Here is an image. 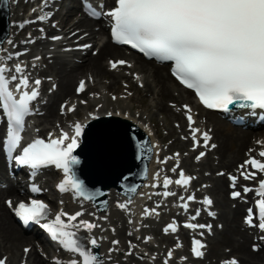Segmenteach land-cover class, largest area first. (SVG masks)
Here are the masks:
<instances>
[{
    "label": "snow or ice",
    "instance_id": "6c2138e0",
    "mask_svg": "<svg viewBox=\"0 0 264 264\" xmlns=\"http://www.w3.org/2000/svg\"><path fill=\"white\" fill-rule=\"evenodd\" d=\"M91 14L97 15L95 11ZM106 15L114 21L111 35L116 43L130 45L149 58L172 61V75L181 85L193 90L204 107L223 112H229L233 106L240 109L264 110V0H115V7ZM45 18L39 17L40 20ZM52 39H60V37H52ZM84 47L90 46L84 45ZM126 63L124 60L110 61V66L115 70ZM10 71L6 65H0V108L7 117L8 151L13 152L21 145V132L24 130L25 118L32 114L31 105L39 96L38 89L41 81L35 80L36 87L29 90V77L23 75L24 68L17 64L15 73L19 75L13 74L9 77ZM136 79H139V76ZM12 81H18L14 90L10 87ZM85 87V82L81 81L77 93L83 92ZM15 93H19L18 98ZM113 99L116 97L114 96ZM81 102L84 103V101ZM65 107L62 106V111ZM184 108L187 112L194 146H199L197 140L199 129L193 127L195 121L191 114L192 110L187 105ZM67 110L75 111V106ZM107 115L111 116L113 113H107ZM84 127L77 122L73 126L74 134L70 135L61 130L57 137H53L50 133L47 140L36 138L23 147L22 154L14 159L19 165L27 166L32 170L55 166L64 173V179L58 185L61 192L71 191L76 197L91 201L96 194L90 193L85 188L74 171V167L80 164V160L73 153L80 146ZM202 135L204 147H208L211 137L207 132ZM211 147L214 148L216 145L213 144ZM205 155L206 153L201 152L196 159L199 160ZM259 156L264 158V150L259 152ZM246 165H250L254 170L241 172L246 180L255 179L258 173H264V162L259 159L252 157L245 161L241 168H245ZM176 170V168L172 169L173 172ZM218 174L223 175V173ZM192 179L194 177L186 176L181 169L179 179L174 183L186 187ZM230 180L235 187L237 177L231 176ZM172 183L170 178L165 177L163 187L167 189ZM156 186L158 185H153V187ZM32 191L39 192L40 189L33 187ZM249 191L252 189L244 188V192ZM256 193L261 197L256 201L260 221L258 227L264 230V180L259 181ZM174 195L175 193L169 191L163 193L164 197ZM240 196V192H232L234 199ZM180 199L184 200V197ZM187 199L193 201L195 196L190 195ZM7 203L11 208L12 202L7 201ZM129 203L131 201L118 203L117 207L127 211ZM203 203L210 206L213 201L205 198ZM181 207L187 211L189 205L185 202ZM47 214L48 205L36 199L29 203L20 202L15 209V215L25 225L29 222L39 223ZM208 214L215 215L212 212ZM82 215V212L68 214L61 211L55 215L54 219L42 224L41 227L64 249L78 256L79 259H71L69 264H103V260L93 252V249L100 246L101 238L92 236L88 240L91 247L87 248L82 246L77 239V232L72 230L83 228L92 233L99 227L97 223L84 219L78 220ZM143 215H159V213L156 209L145 208ZM199 215L200 212L197 210L191 220H196ZM254 215L253 210L248 209L245 222L249 226H257L253 224ZM103 218L107 219V217ZM77 221L78 223H74ZM184 227L192 230L207 228L211 231V225L205 224L185 223ZM169 231L172 233L178 231L175 221L164 228L165 234ZM200 235L202 236L203 232ZM149 239L151 238H145L146 241ZM119 243L118 240L112 241L113 245ZM129 247H132L131 242ZM177 247L182 245L178 243ZM205 247L201 240L193 238L191 251L195 257H203L202 249ZM116 250L109 249V253ZM253 250L258 251V246L253 245ZM28 251L29 249H25V253ZM131 254V252L128 253V255ZM172 255L170 250L164 264H168ZM0 264H6V258L0 259ZM223 264H239V262L233 258L224 261Z\"/></svg>",
    "mask_w": 264,
    "mask_h": 264
},
{
    "label": "bare ground",
    "instance_id": "6f19581e",
    "mask_svg": "<svg viewBox=\"0 0 264 264\" xmlns=\"http://www.w3.org/2000/svg\"><path fill=\"white\" fill-rule=\"evenodd\" d=\"M73 3H75V0H72ZM15 13L10 15V22L12 24V27L10 28V33L11 36L6 40L7 44L10 43L12 44L13 40V28H14V21L16 20ZM72 21V20H70ZM83 25L85 26H90L91 22L89 21H82L79 20L78 22L72 23L68 28H73L74 29H80ZM67 24L65 23L64 28H66ZM97 33L99 36L103 33L102 29L99 30ZM59 33H55L54 35H58ZM67 34V33H66ZM97 34H89L88 37L90 41L96 42L95 36ZM103 36V35H102ZM68 40H71L68 39ZM67 40V41H68ZM97 45L98 46V52L95 56L92 55V53L88 54L87 59H84L82 57L81 59H84L83 63L80 65H72L69 67H66L69 65V63H66L67 59L63 58H58L57 60L54 61L53 67H50V71L53 73V79L54 82L56 81V86L57 90L52 94V98H47L46 104L41 106V108L44 110V115L42 119H36V122L38 121L37 126L39 124L44 123L45 126H52L54 123H58L61 120L60 112H59V104H55V101H59L60 103L63 100L62 96H68L70 95V84L74 79L82 75L83 72H87L89 76H91L95 81L96 79H106L108 80V91H114L116 89H122L124 88V83H122V86L120 84V81L123 82V79L125 83L132 84V81L129 80V76L125 75V69H129L126 65L122 67H118L117 69H110L109 64L105 66L104 61L102 63V60L110 58L114 59L117 58L116 60L113 61H119V60H124L127 63H133V70L130 73H136L137 75H140L145 77L144 81L139 80L140 82L142 81L143 88H144V93L149 94L151 96H155L157 100H155L154 108L164 117L166 120H169V128L171 132L175 131V127L172 125V123H177L179 126L176 128V132H179V129H182V122L186 124L184 121L187 112L185 111V114H183L182 111H178V107L176 104H173V106L168 105V102H164L165 100H174L175 96L174 91L171 89L170 85L176 86L177 91L179 92L180 97L182 100L185 101V103L192 105L191 100H190V95L187 91L183 90L180 88L168 75L167 71H164V67H159L154 65L152 62H146L140 59L139 57H136L135 55H126L122 57L121 54V49L118 47H115L111 45L108 40L103 41V38L100 37L98 40ZM59 44V42L57 43ZM38 54L34 55L37 56ZM118 57H121L118 58ZM109 60L107 59V62ZM110 62V61H109ZM126 63V64H127ZM44 72H39L38 77H45ZM87 76V74H86ZM132 77V74H130ZM83 77V76H82ZM138 83V81H136ZM43 86L46 85V82L42 83ZM136 92H138L136 90ZM72 95V94H71ZM62 97V99H61ZM72 97H76L73 95ZM45 98V96H44ZM96 98L93 100L88 101V112H93V115H98L99 113H106V111H110L109 109L105 108H99L98 109V104L102 100H98L96 102ZM145 102V99L142 100ZM95 102V104L93 103ZM123 102V101H120ZM117 103V102H116ZM116 103L114 105H116ZM112 105V104H108ZM118 106V105H117ZM57 107V108H56ZM92 107V108H90ZM80 106L78 107V109ZM94 109L96 111L94 112ZM118 109V108H117ZM78 111V110H77ZM99 111V113H98ZM123 113H125V110H122ZM114 113V111L112 110ZM121 112V111H120ZM122 113V112H121ZM122 113V114H123ZM120 115V114H119ZM129 116H127V120H130L134 124H136L139 128H141L149 137L151 144L154 146L153 149L156 151H159V142L158 140L155 139V135H153L152 128L150 124H146V122L143 123L138 119H135L134 115L131 117V114L128 113ZM205 115L207 116V122H208V127H213V132L211 131L210 133H213V140H211L210 145L217 143L216 144V161L218 165H221L225 169H231L234 167L235 162L240 159V157L244 156L245 154V148L250 147V148H255L256 150H264V134L261 136L263 138L262 140H258L261 142H258L257 144H250V139L251 136L245 132H241L239 129L231 127L221 121H219L214 114L212 113H207L205 112ZM90 118V117H89ZM200 118V117H199ZM87 117L83 118L81 122L80 120H75L74 122L71 123V127L74 126L75 123L79 122L81 125L84 124V122L87 121ZM49 121L50 124H49ZM139 121V122H138ZM202 125V124H200ZM51 130H56L55 125L54 127H50L49 129H46L45 132L51 131ZM203 131H206L205 127H202ZM45 134V133H44ZM257 135V134H256ZM259 135V134H258ZM182 145V144H181ZM184 146V145H182ZM156 158V157H155ZM158 157H157V163H158ZM211 158L209 156L203 160L198 165H201V169H204L205 167H208V169L212 170L213 166L211 164ZM184 162L186 164H189L190 166L192 164L189 162L188 159H185ZM1 153H0V171L3 170L4 165H3ZM186 166V165H185ZM154 165L151 163L149 166V171H153ZM191 168V167H188ZM236 168V166H235ZM234 168V169H235ZM157 176V174H155ZM206 176H202L201 182H208L210 181L211 186L208 188L207 193L212 195L215 199V209L218 211L219 216L216 220L218 223L219 227L215 225L213 227V231L217 232L218 235H220L219 243L218 246H221L223 244H230L232 246V250L234 253L238 255V258L240 260L239 264H259L260 260L262 258V253L259 254H254L251 252H248L246 250V247L244 245L249 246L251 244V239L250 236L248 235V232L242 226L241 220L239 218L238 212H239V207L237 204V209L231 210L228 208L229 200L226 197L225 189H226V181L224 177H217V176H209L207 179ZM6 194V192H0V196ZM7 195V194H6ZM7 197H11V193L7 195ZM90 209V208H89ZM88 212V210H86ZM115 215H111L110 218L114 217ZM118 216V215H116ZM119 220V219H118ZM121 221V220H119ZM122 226H124V222L121 221L120 223ZM220 231V232H218ZM147 234L149 232H146ZM153 234V232H151ZM136 234V233H135ZM226 236V237H224ZM116 238L119 239L121 249L127 250V246H125V240L129 239L124 237V234H122L120 231L116 233ZM26 243L27 245L30 243L27 239L23 238L20 234V231L16 229L11 222L9 212L6 208H3L0 206V254H10V258L12 256H16L19 258L22 256V253H18L20 251V245ZM147 246V245H144ZM125 247V248H124ZM36 253H30L29 251V258L32 259V262L30 264H44L43 259L35 255ZM222 256H230V254H224V252L221 253ZM264 256V255H263ZM15 258V257H14ZM28 258V260H29ZM23 262L19 261V263ZM18 263V264H19ZM6 264H11L10 263Z\"/></svg>",
    "mask_w": 264,
    "mask_h": 264
},
{
    "label": "water",
    "instance_id": "95a60500",
    "mask_svg": "<svg viewBox=\"0 0 264 264\" xmlns=\"http://www.w3.org/2000/svg\"><path fill=\"white\" fill-rule=\"evenodd\" d=\"M147 141L132 124L115 119L98 120L83 135L76 152L80 164L74 171L97 202L105 191L120 183L136 184L147 161Z\"/></svg>",
    "mask_w": 264,
    "mask_h": 264
},
{
    "label": "rangeland",
    "instance_id": "374dc122",
    "mask_svg": "<svg viewBox=\"0 0 264 264\" xmlns=\"http://www.w3.org/2000/svg\"><path fill=\"white\" fill-rule=\"evenodd\" d=\"M9 2H11V0H8ZM66 5L68 6V7H70L71 6V4L70 3H67L66 2ZM104 37H105V35H103ZM46 71H47V73H49V74H51L50 73V70H49V67L46 69ZM86 72H83L82 73V75H84ZM80 76L81 75H79V76H77L75 79H74V81H72L71 82V84H70V93L72 94H70V95H68V96H64L65 97V99L67 98H70L71 96H73V91H74V88H75V82L78 80V78H80ZM95 83H97V86H99L98 88H100L101 89V92H104L106 95L104 96L105 97V102H103L104 103V106H103V108H105L106 106H105V103L107 102V101H109L110 103H112V104H114V103H116V102H112L111 100H108V94L106 93L108 90V82L105 80V79H103V80H98L97 82L95 81ZM96 85V84H95ZM136 89V85H134V84H132V87H131V91L133 92L134 90ZM106 91V92H105ZM122 93V90H120V89H116V90H114V91H111V93L110 94H116V95H118V94H121ZM134 93H136L135 91H134ZM90 96V94L89 95H85L84 97L85 98H88ZM132 98H135V94H133V96H132ZM80 99H82V100H84L82 97H80ZM135 107H132L131 108V111L133 112V110H136V111H138V112H140V113H143L144 114V117H143V119H151L152 118V120H153V123L155 124V126H156V128L158 129V131H159V134L161 135V132H167V125L165 124V123H163L162 121H163V119H164V117H163V115H161V114H159L158 112H156L154 109H153V107L152 106H150V104H152V105H154V103H150V100L148 101L147 100V103L144 105V106H141V108H136V107H138L140 104V101L138 100V98L137 99H135ZM127 106H131L130 105V103H127L126 104ZM90 108H92V107H90ZM87 109H89V108H87ZM78 115H82V112H81V114H80V112L78 113ZM50 122L51 121H49V124H50ZM53 126V125H52ZM52 126H47L46 127V129H48V128H50V127H52ZM166 141V140H165ZM246 149V148H245ZM242 158H240L239 160H241ZM239 160H237L236 162H235V164L236 163H238V161ZM221 167L219 166L218 167V169H220ZM3 198H5L4 196H1L0 197V206L1 207H3ZM224 237H226V236H224ZM216 238V237H215ZM219 239H220V235H217V238H216V240H214L213 239V241H216L217 242V245H216V243L215 244H213L212 243V245H211V248L209 249V256H207V258L205 259V261H203V262H192V264H215L216 263V261H217V259H219L220 257H222V252H224V249H231V254H235L237 257H238V255L236 254V253H234L233 252V250H232V246L230 245V244H223V245H221V246H218V242H219ZM21 246L22 245H20V251H22V248H21ZM245 247H246V250L248 251V252H250V250H249V248H247V246L246 245H244ZM7 257H9V254H7ZM262 259H264V258H261V260H260V263L259 264H261V261H262ZM18 261V259H15V260H13V262L11 263V264H15V262H17ZM31 262V259H29V263ZM44 264H48V262L46 261V259H44Z\"/></svg>",
    "mask_w": 264,
    "mask_h": 264
}]
</instances>
